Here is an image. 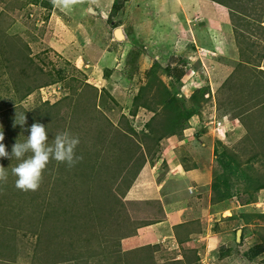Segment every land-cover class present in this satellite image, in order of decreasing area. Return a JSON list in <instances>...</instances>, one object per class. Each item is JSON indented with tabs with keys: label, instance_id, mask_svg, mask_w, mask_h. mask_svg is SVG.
Instances as JSON below:
<instances>
[{
	"label": "rangeland",
	"instance_id": "obj_1",
	"mask_svg": "<svg viewBox=\"0 0 264 264\" xmlns=\"http://www.w3.org/2000/svg\"><path fill=\"white\" fill-rule=\"evenodd\" d=\"M101 1V7L76 0L63 8L51 0H0V131L7 151L39 122L50 142L65 130L78 135L83 156L71 169L50 162L35 192L15 187L11 167L19 161L0 158L9 171L0 185V264H159L170 247H142L152 241L147 227L127 223L146 203L122 204L146 164L153 171L143 177L149 199H158L159 189L179 192L177 185L190 180L187 192L208 190L199 196L193 237L202 245L217 238L210 264H256L245 253L264 235V221L252 217L264 213V190L248 180L264 173V147L246 141L248 131L235 116L240 112L248 126L264 131L262 62L215 68L222 66L202 36L190 29V39L172 35L175 18L161 11L166 3L148 0L152 13L159 12L153 20L136 9L129 14L125 0ZM202 87L209 92L201 114L173 130L167 106L186 109ZM226 149L241 166L228 176ZM227 178L229 188L216 191ZM222 191L232 197L217 202ZM249 200L255 202L245 205ZM194 249L204 255V247Z\"/></svg>",
	"mask_w": 264,
	"mask_h": 264
},
{
	"label": "crops",
	"instance_id": "obj_2",
	"mask_svg": "<svg viewBox=\"0 0 264 264\" xmlns=\"http://www.w3.org/2000/svg\"><path fill=\"white\" fill-rule=\"evenodd\" d=\"M90 1L94 6L98 4L101 7V0ZM106 1L108 2L110 0ZM125 1V4L130 8L129 14L133 13L134 10L132 11V9H136V13L140 12L142 17L145 14L147 18L153 20L159 19V12L153 14L151 8H149L150 0ZM216 1L218 2L213 0H184V6L182 8V0H160L161 3L167 4V8H161V11L164 12L166 10L171 20L175 18L174 21L176 24L173 26L175 28L171 30L172 35L181 37V34L185 33L190 39L193 36V33L190 34V30L192 32L194 30L195 35L202 36L205 39V48L208 52H211V57L214 58L213 60H218L217 62L222 67H225L215 66V68L230 71L228 69L231 68L230 65L234 66L237 64L239 67V65L248 66V63H250L251 67H253L256 63L260 64L261 62L264 66V0ZM158 9L160 10V5ZM100 10L102 14L104 13L106 15L108 13L106 7ZM190 19L193 24H191ZM190 43L192 45L191 47L195 49L196 47L191 40ZM150 169L151 166L148 164L143 166L136 182L130 187V190L124 198L125 202L133 203L160 201L163 206V212L166 218L153 225L146 226L147 228L145 229L142 228L144 232L148 231L152 238V241L149 240L147 245L142 247L156 249L155 246L159 244L162 246L166 244L164 246L165 248L170 247L167 257L161 259L159 264H210L213 259L212 252L217 248L214 247L216 242L212 243V241L207 242L202 240V245L197 242V237H193L195 234L193 233V215H197L199 211L197 210L199 209V196L205 193L207 194L208 190H201L203 185H200L199 190L198 188L196 191L190 189L187 192L183 185L189 186L192 184V180L189 181L187 179L189 181L188 183L179 184L182 186L177 185L179 192H173L170 189L169 194L165 195L166 191H162L161 194V189H159L158 193L160 196L158 199H149L145 192L146 189L142 190V188L150 183L148 179H143V177L146 178L150 175ZM150 171L153 173L152 169ZM194 177L195 175L193 174V180L195 181ZM181 179L185 178L181 177ZM201 212L199 214L203 216ZM133 215L137 216L138 214L132 212V217L135 218ZM213 238L215 237L211 236L209 240ZM196 246L198 248L204 247V255L201 252L198 253L197 249L193 250ZM182 250H184L186 255L181 252ZM1 263L3 262L1 261Z\"/></svg>",
	"mask_w": 264,
	"mask_h": 264
},
{
	"label": "clouds",
	"instance_id": "obj_3",
	"mask_svg": "<svg viewBox=\"0 0 264 264\" xmlns=\"http://www.w3.org/2000/svg\"><path fill=\"white\" fill-rule=\"evenodd\" d=\"M51 2L54 7L67 8L76 0H51ZM25 123L26 117L24 116L18 124L24 125ZM28 131L30 134L24 142L18 140L12 146L11 153L7 151L3 143L4 133L0 131V158L19 161L15 167H11V175L16 177L15 187L18 190L38 191L44 172L52 161L65 164L71 169L83 160V156L77 154L80 144L78 135L65 130L57 133L50 142L47 128L39 122L33 123ZM8 179V168L0 165V185L7 184Z\"/></svg>",
	"mask_w": 264,
	"mask_h": 264
},
{
	"label": "trees",
	"instance_id": "obj_4",
	"mask_svg": "<svg viewBox=\"0 0 264 264\" xmlns=\"http://www.w3.org/2000/svg\"><path fill=\"white\" fill-rule=\"evenodd\" d=\"M213 1L218 2L216 0H213ZM115 4H116V2H115ZM50 6H52V5H50ZM237 84H239V82H237ZM233 86L235 87V85H233ZM261 87H264V83L261 85ZM208 92H209L208 87H202V88L196 89L193 92V96L191 98L192 99V105L190 104V106L189 107L187 106V108L184 110H181L178 107L176 108L172 104L170 106H167V108H170V110L172 111V114H174V120L172 123L170 122V124H169L170 126L173 127V130H175V131L180 130V128H183L184 125L191 120V118H193L196 115L199 116L201 114L200 110L202 107H200V104H201V102L207 101L206 93H208ZM261 103H262V101H260V103L256 102L255 105H260ZM262 105H264V104H262ZM242 116H243V114L238 112V113H236L235 117L239 118L242 121V123L245 125V127L248 131V133L246 135V141L251 140L252 145L254 144V146H257L259 148L264 147V131H262L260 134L257 133L256 131L260 130V129H257L256 127L252 128V127L248 126L245 123L244 119H242ZM260 126H262L264 128L263 124H260ZM263 128H262V130H263ZM252 145L250 147H252ZM224 154L226 155V157L229 158L225 162V168H224V170L226 172L225 175L228 176L227 172L234 173L236 168L241 167L240 164H238V162H240L239 161L240 159L238 156H236L235 153H232V152H230V150H227V149L224 150V152L222 153V157ZM229 166H230V168H229ZM142 169H143V166H142L141 170H139L138 174H136L135 179L138 178ZM243 176H246V174H244ZM135 179H133V180H135ZM246 180H248V179H246ZM248 181L251 183H254V185H252L250 187L252 189H254L255 191L259 192L261 190H264V173L262 175L261 174L257 175L256 179L249 177ZM229 186H230V180L227 178L221 184H219V183H218V185L215 184L214 188L217 191V189L218 190H224V188H229ZM129 189H130V186L125 190L123 197H122V204H123L125 209H126V203L124 201V196L126 195V193ZM218 194L219 195L216 197L217 200L215 199L217 202H222V201H225L227 198L232 197V196L230 197L229 193H224V191H222V193H218ZM253 202H255V201L250 202V200H249L245 203V205H249ZM132 212L135 214H138L137 215L138 217L133 215V216H135L136 220L135 221L129 220L127 222L129 224V227H130V223H132V222H134V225H138L139 226L138 228H140L142 226L145 227V226L153 225V224L160 222L166 218V216L163 212V206L161 205L160 201L148 202L145 204L144 207H142L141 211H139L138 208H134ZM94 215L96 216L97 214L95 213ZM139 217H140V221L138 220ZM252 217L259 218L262 221H264V213H256L255 215H252ZM250 218H251L250 215H240V219L243 220L244 222H247ZM230 219H233V218H230ZM125 224H126V222H124V225ZM257 236L261 239V244L256 245V247L250 248L245 253V257H247L250 261H252L254 263L257 262L258 264H264V235H262V233L260 232L257 234ZM86 239H87V237H86ZM210 241H212V243L216 242L217 238H213ZM147 251H149V249H147ZM231 252L232 251L229 250V254ZM149 255H150L149 253H147V256L143 255L142 253H139V256L143 257V258H147V257H149Z\"/></svg>",
	"mask_w": 264,
	"mask_h": 264
},
{
	"label": "water",
	"instance_id": "obj_5",
	"mask_svg": "<svg viewBox=\"0 0 264 264\" xmlns=\"http://www.w3.org/2000/svg\"><path fill=\"white\" fill-rule=\"evenodd\" d=\"M116 33H117L118 36L120 35V34H119V31H117ZM241 236H242V231L239 230V231L237 232V239L240 240Z\"/></svg>",
	"mask_w": 264,
	"mask_h": 264
}]
</instances>
